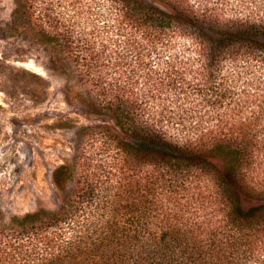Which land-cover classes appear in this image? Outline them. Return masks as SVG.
<instances>
[{
    "label": "trees",
    "instance_id": "16d2710c",
    "mask_svg": "<svg viewBox=\"0 0 264 264\" xmlns=\"http://www.w3.org/2000/svg\"><path fill=\"white\" fill-rule=\"evenodd\" d=\"M79 1L12 0L0 28L92 121L51 171L55 208L0 211V264H264V0H106L90 20Z\"/></svg>",
    "mask_w": 264,
    "mask_h": 264
},
{
    "label": "rangeland",
    "instance_id": "374dc122",
    "mask_svg": "<svg viewBox=\"0 0 264 264\" xmlns=\"http://www.w3.org/2000/svg\"><path fill=\"white\" fill-rule=\"evenodd\" d=\"M258 1L186 0L194 6L215 9L222 17L252 14L261 7ZM63 2L65 6L69 3ZM79 2L90 9L89 20L107 12L106 0ZM11 8L12 0H0V28ZM66 8L63 10L68 13ZM17 39L4 37L0 31V51L5 54L0 60V211L5 217L20 216L39 207L55 208L51 171L69 160L75 129L92 122L66 105L60 93L61 80L47 76L37 52ZM22 69L47 81L43 92L37 91L42 85L26 78ZM92 158V163L105 165L112 161L110 153Z\"/></svg>",
    "mask_w": 264,
    "mask_h": 264
}]
</instances>
